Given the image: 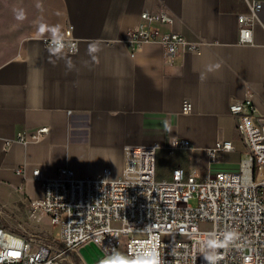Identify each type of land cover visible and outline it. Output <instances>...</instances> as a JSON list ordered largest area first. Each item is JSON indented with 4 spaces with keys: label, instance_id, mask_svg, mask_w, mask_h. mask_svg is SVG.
Instances as JSON below:
<instances>
[{
    "label": "crops",
    "instance_id": "crops-1",
    "mask_svg": "<svg viewBox=\"0 0 264 264\" xmlns=\"http://www.w3.org/2000/svg\"><path fill=\"white\" fill-rule=\"evenodd\" d=\"M35 3L14 54L0 63V204L6 210L24 218L30 200L42 197L41 185L32 177L36 168L45 178L64 167L78 177L105 167L118 176L128 144L159 145L158 179L171 178L178 164L201 176L238 170L244 143L230 106L250 98L264 116V0L252 42L240 41L239 14L249 12L247 0ZM144 11L171 14L172 25L158 26L203 41L201 52L179 49L168 56L161 44L146 43L132 55L125 39ZM40 22L58 25L61 34L71 27L79 40L77 51H63L58 59L42 40L50 34L37 32ZM91 44L100 49L93 54L96 60L88 55ZM210 64L219 68L207 72ZM185 100L191 103L189 112L183 111ZM41 127L47 132L39 138L17 140L19 133L30 138ZM175 137L189 139L190 148L169 152ZM219 140H232L235 149L211 163L206 150ZM19 167L24 174L17 172ZM29 224L58 240V226L49 217ZM80 250L85 264H97L102 257L95 242Z\"/></svg>",
    "mask_w": 264,
    "mask_h": 264
},
{
    "label": "built area",
    "instance_id": "built-area-1",
    "mask_svg": "<svg viewBox=\"0 0 264 264\" xmlns=\"http://www.w3.org/2000/svg\"><path fill=\"white\" fill-rule=\"evenodd\" d=\"M250 10L239 14L240 41L252 42L243 34L253 31L261 0H247ZM174 18L165 11H144L128 31L125 42L134 55L146 43L161 44L168 56L179 49L200 53L203 41L188 40L174 30ZM66 52H76L79 40L67 27L62 33ZM50 46L51 36L42 38ZM191 103L185 100L183 111ZM237 131L244 143L236 171H217L203 176L178 164L169 179H158V144H128L123 150L124 166L118 176L110 167L96 175L78 177L72 168H60L54 177H42L38 168L32 177L43 195L30 200L31 217H49L58 226L55 246L43 234L18 233L0 225V264H69L66 255L88 242H95L104 260L114 252L129 259L141 251L157 253L161 264H207L201 251L210 239H223L233 231L239 239L228 248H217V264H264V116L250 98L233 102ZM47 132L41 127L26 143ZM186 138H173L169 152L190 148ZM235 149L232 140H219L206 150L211 163ZM24 174V168L17 169ZM192 201H195L193 204ZM18 253V255H11ZM73 264V263H72Z\"/></svg>",
    "mask_w": 264,
    "mask_h": 264
},
{
    "label": "rangeland",
    "instance_id": "rangeland-1",
    "mask_svg": "<svg viewBox=\"0 0 264 264\" xmlns=\"http://www.w3.org/2000/svg\"><path fill=\"white\" fill-rule=\"evenodd\" d=\"M37 0H0V63L11 57L17 46L18 39L20 38L25 22L31 17ZM24 4V5H23ZM23 10L26 14V18L23 20L16 19V12ZM193 204L195 201H192ZM30 205L25 217H21L20 214L6 210L2 204H0V225L8 230H13L18 233L37 232L39 233L35 224H29L31 222L40 223L42 218L35 219L31 216ZM52 225H54L51 222ZM56 226V225H55ZM48 240L54 245L60 246L61 243L54 237L55 235L49 233ZM84 245V244H83ZM81 245L76 250H72L68 253L74 261L78 264H85L83 255L81 253ZM102 257L97 260V264L102 261Z\"/></svg>",
    "mask_w": 264,
    "mask_h": 264
},
{
    "label": "clouds",
    "instance_id": "clouds-1",
    "mask_svg": "<svg viewBox=\"0 0 264 264\" xmlns=\"http://www.w3.org/2000/svg\"><path fill=\"white\" fill-rule=\"evenodd\" d=\"M26 18V14L21 9L16 12V19L23 20ZM37 32L39 35H43L44 33H49L51 36L49 51L56 55L58 59H62V53L66 47L63 36L61 34L60 28L58 25H47L46 23L40 22L38 25ZM247 34V35H245ZM249 40L252 38L251 32H245L243 34ZM88 55L92 57L93 60H96V56L94 53H98L100 51L99 46L96 44H91L88 47ZM66 67L71 70L74 65L69 61L66 62ZM219 68V64L216 65H208L207 72H212L215 69ZM201 78L204 77V73L201 74ZM239 239L237 233L233 231H228L223 234V239H210L204 247L210 249L207 252L201 251L204 260L207 264H217V260L221 257L217 255L215 249L217 248H228L230 245L235 244V242ZM100 264H161L160 257L157 253L141 251L136 254L134 258L129 259L127 256L114 252L111 256H107L104 260L100 262Z\"/></svg>",
    "mask_w": 264,
    "mask_h": 264
},
{
    "label": "snow or ice",
    "instance_id": "snow-or-ice-1",
    "mask_svg": "<svg viewBox=\"0 0 264 264\" xmlns=\"http://www.w3.org/2000/svg\"><path fill=\"white\" fill-rule=\"evenodd\" d=\"M245 35H247V34H245ZM11 255H18V253H12Z\"/></svg>",
    "mask_w": 264,
    "mask_h": 264
}]
</instances>
